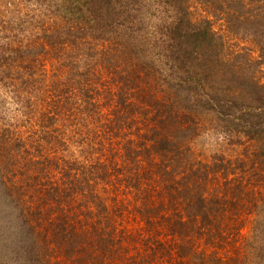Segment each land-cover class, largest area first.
<instances>
[{
	"label": "rangeland",
	"instance_id": "rangeland-1",
	"mask_svg": "<svg viewBox=\"0 0 264 264\" xmlns=\"http://www.w3.org/2000/svg\"><path fill=\"white\" fill-rule=\"evenodd\" d=\"M121 2L119 0L111 9L114 13L100 16L103 21L99 26L97 22L87 25L77 17L82 24L77 26L84 28L68 31L60 27L68 42L64 46L58 49L48 46L45 51L37 46L33 53L23 54L12 47L33 36L43 37L50 24L72 25L75 16L82 13L73 9L75 3L69 4L68 0H0V135L6 140L5 152L11 147L26 150L25 142L28 146H37L38 135L42 132L55 135L59 131L67 138L71 152L83 166L81 176L89 178L85 189L75 191L77 196L70 202L69 220L73 222L71 227H81L92 241L82 251H70L71 256L69 249L64 252L60 243L55 244L54 252L48 247L49 242L60 240L58 235L65 226L43 224L33 229L21 219H15L13 211L7 210L13 218L5 216L8 229L23 233L15 235L19 239L10 246H0V257L10 248L18 249L21 239L34 259L38 257L35 253L41 254L34 264L68 260L67 264H88L84 256L86 250L92 252L94 261L105 260L107 264H264V210L260 207L264 204V199L260 200V195H264V174L257 163L259 144L246 133L234 129L232 121H224L209 111L205 98L200 99L205 94L202 88L189 85L191 102L199 100L203 107L200 112L193 113L195 121L191 124L195 128L187 131L188 144L194 156L214 164V169L216 157L224 156L230 160L229 165L233 164L236 174L221 169L215 179L201 180L197 184L184 169L176 167L167 173L168 163L153 147L146 146L152 142L149 141L152 132L149 133L148 128L154 126L148 118L127 119L114 131H107L104 126L96 127L99 122L97 113L93 112L95 105L88 104L90 96L98 98L107 94L99 99L105 102V108L100 107L106 114L103 121L108 117L114 120L119 113L113 110L109 95L117 83L118 72L124 68L126 73L125 69L132 64L139 72L138 68L143 66L142 62L137 64L131 59L133 50L125 43L123 35L126 34L124 27L128 30V22L129 28L137 33L144 30L145 23L138 21L137 28L130 17L138 6L127 4L130 0ZM189 2L196 18L211 20L218 44L224 43L222 52L241 63L246 68L245 74L264 80V64H260L257 45L252 38L256 32L241 29L238 22L232 29L223 14L205 0ZM237 8L242 9L239 4ZM146 25L149 28L150 24ZM154 29L152 26L149 30ZM154 58L158 64L156 53ZM143 70L145 74H153L148 68ZM157 75L158 82L166 84L167 78L160 73ZM244 82L229 75L222 83L223 95L230 99L229 104L235 106L243 95H254L253 88ZM229 89L235 90V95H230ZM238 92L241 98H237ZM191 102L187 104L194 109ZM184 150L190 153L188 148ZM104 162L108 163V169L117 164L122 173L117 175L111 169L105 174ZM246 172L250 173L245 181L253 190L247 193L244 201L241 194L239 201L227 202L222 209L211 202L219 194H231L227 184L235 188L237 180ZM198 194H205L207 201L202 203L205 208L214 209H207L204 222L201 206L194 202ZM183 218L188 235L183 239L175 238ZM204 223L213 232L221 228L213 242L200 231V228L206 229ZM106 247L114 249L112 256L105 252ZM0 264L11 262L0 259Z\"/></svg>",
	"mask_w": 264,
	"mask_h": 264
},
{
	"label": "trees",
	"instance_id": "trees-1",
	"mask_svg": "<svg viewBox=\"0 0 264 264\" xmlns=\"http://www.w3.org/2000/svg\"><path fill=\"white\" fill-rule=\"evenodd\" d=\"M68 1L69 4L75 3L73 9L82 13L75 16L76 21L72 25L63 22L50 24L43 37L35 38L33 36L31 40L22 41L12 48L20 49L18 51L23 54L33 53V49L37 46L40 47L41 51H45L48 46L58 49L68 43L66 42L67 38H63L59 30L60 27L68 31L75 27L84 28L85 26H77L82 25L78 20H84L83 22L87 25L97 22L99 26L103 21L100 16H103V13H114L111 9L119 0ZM205 1L215 7V11L223 14L229 27H235L234 24L238 22L241 29H251L256 32V35L252 38L257 45L258 57L261 60L260 64L263 65L264 0ZM134 3L138 8L136 7L134 14L131 12L133 16L130 19L133 18L137 28L139 27L138 21L145 23V32L143 33V30L141 33L140 31L137 33L135 29H130V22H128L126 24L128 30L124 27L126 34L123 35V39L126 44L132 47L131 59H134L137 64L139 61L142 62L143 66L138 68V72L134 64L129 65L126 62L129 65L125 69L126 73H124V68L118 72L117 83L109 95L113 110L119 113L114 120L108 117L107 121H103V116L106 115L102 113L105 102H101L99 99H104L103 97L107 94L98 98L90 96L88 104L95 105L93 112L97 113V121L99 122L96 127L104 126L107 131H114L120 129L127 119L132 121L137 117L148 118L154 123V126L148 128V132H152L149 136V141L152 142L146 146L153 147L154 151L159 153L160 157L168 163L167 166L170 169H165L167 173H171L176 167L181 170L184 169L185 174L193 177L192 179L197 184L201 183V180L215 179L221 169H224V171L229 170V172L233 171L231 173L236 174L235 167L232 166L233 164L229 165L230 160L224 158V156L216 157V170L214 164H208L202 161L200 157L193 155L194 152L188 144L187 131L190 128H195V125L192 127L191 124L195 121L194 111L198 113L200 107H203V103L199 100L195 103L191 102L190 97L192 94L188 95L189 85H195L194 88H202L205 91L204 96L200 99L205 98V105L209 111H213L224 121H232L234 129L242 131L256 140L259 144V150L256 151L258 153L256 154L257 163L264 174L263 78L245 74L246 68L241 63L228 58L227 52H222L224 43L221 41L218 44L211 20L209 18H202V20L196 18L189 0H135V2L130 0L127 4ZM238 4L242 9L237 8ZM146 8L148 10H145ZM146 23L150 24L149 28H147ZM152 26L155 29L149 30ZM220 46H222V49H220ZM155 53L159 58V60L157 59L158 64L155 62ZM145 68L151 70L153 74H145V70H143ZM158 73L167 78L166 84L158 82ZM229 75L234 76L235 80H245L248 87L253 88L254 95H243L235 106L229 104L230 99L225 98L223 95L225 90L223 89L224 84H222ZM203 76L205 80H203ZM208 78L211 80H208ZM209 81L212 84H209ZM184 91L186 92L185 96ZM228 93L235 95V90L230 91L229 89ZM238 94L237 98H241L242 94L240 92ZM54 96L56 95L54 94ZM187 102H191L194 109L189 107ZM103 104L104 106H102ZM198 104L199 106H197ZM234 110L235 113L232 112ZM52 133L42 132L38 135L37 146H28L25 142L26 150L11 147L6 152V140L0 135L1 247L13 244L14 240L19 239L15 235L23 233L16 232L12 228L11 230L8 229L9 223L5 216L13 218L7 210L13 211L14 215L17 216L15 219H21V222L28 224L25 225L33 229L40 228L43 224L52 225V227L65 226L63 232L59 233L60 236L58 235L60 240L49 242L48 247L52 251L60 243L64 247V252L69 249L68 255L71 256L70 251H82L83 248L86 249L85 245L92 244V241L88 239L81 227H71L73 222L71 218L69 220L70 213L68 212L70 211V202L77 196L75 191L85 189L89 178L81 176L83 166L75 157V154L71 152L67 138L59 131L55 135ZM53 138L54 140H52ZM101 142L105 141L101 140ZM45 143H48L47 146ZM106 144L109 145L108 142L104 143V145ZM180 144L182 146H179ZM184 147L188 148L190 153L185 151ZM106 164L108 163H102L105 174H109L111 169L116 171L117 175L122 173L119 171L117 164L110 166V169L106 167ZM239 169L241 171V167ZM248 173L250 172L244 173L241 179L237 180L235 188H232L233 184H227V190L231 191V194H219L211 202L219 204L222 209L223 206L226 207L227 202L239 201V195L241 194L242 201H244L247 193L253 190L249 189L250 185L245 181ZM199 188L202 190L201 185H199ZM204 195L198 194L194 200L198 206H201L200 215L203 222L207 218V209L214 211L210 206L205 208L202 205L203 202L207 201ZM260 198V200L264 199V195L261 194ZM260 207L263 211L264 204ZM184 223L183 218L175 231V238L183 239L188 235L185 229L187 226ZM204 225L206 227L205 223ZM200 229L213 242L218 230L221 228H216L214 232L207 229V227L206 229ZM40 231L43 232L42 229ZM18 242V249L10 248L7 254L1 256L0 259L7 260L11 264H34V260L39 258L41 254L39 252L35 253L38 257L34 259L32 252L27 250L22 240L20 239ZM105 252L108 256H112L115 251L111 247H106ZM84 256L88 259V264H107L104 262L105 260L94 261L95 258L90 251L86 250ZM68 261H58L56 264H63L64 262L67 264Z\"/></svg>",
	"mask_w": 264,
	"mask_h": 264
}]
</instances>
